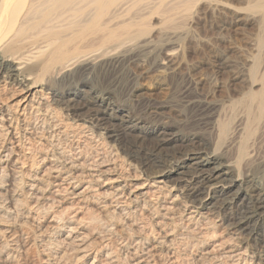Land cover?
Wrapping results in <instances>:
<instances>
[{"label":"rangeland","instance_id":"obj_1","mask_svg":"<svg viewBox=\"0 0 264 264\" xmlns=\"http://www.w3.org/2000/svg\"><path fill=\"white\" fill-rule=\"evenodd\" d=\"M125 19L136 21L118 29L126 42L112 38L88 74L81 64L44 77L34 69L38 111L12 118L6 106L19 95L10 98L9 83L0 90V264L260 263L264 240L232 236L229 210L182 211L186 174L164 176L173 187L166 200L178 199L168 213L161 206L152 211L142 200L114 213L91 191L80 205L75 194H51L54 187L46 181L55 172L46 180V168L70 160H96L110 170L103 178L129 173L139 184L157 170L188 164L193 152L213 158L211 166L224 165L239 182L252 179L264 188V0H137ZM6 38L0 36L4 55L21 51L14 41L21 37ZM79 94L104 100L107 108L99 115L105 128L76 117V131L51 135L54 125L65 123L57 106L56 115L47 109L49 100ZM192 104H207L205 119ZM34 176L43 182L36 179L32 190ZM103 178L98 183H107ZM85 181L79 179L74 193ZM232 238L246 260L222 255L221 242Z\"/></svg>","mask_w":264,"mask_h":264},{"label":"bare ground","instance_id":"obj_2","mask_svg":"<svg viewBox=\"0 0 264 264\" xmlns=\"http://www.w3.org/2000/svg\"><path fill=\"white\" fill-rule=\"evenodd\" d=\"M129 2L132 4L128 5ZM136 4L137 0H0V36L1 38L7 37L8 42L15 37H21L14 41L16 43L20 41L22 44L21 51L10 55H4L3 49L0 48V85L3 83L0 90L6 91V84L9 83V88L13 87L9 95L10 98L16 93L19 95L17 101L14 102L11 99L12 103L9 102L10 104L6 106L9 115L17 120L28 111H38L37 109L42 102L36 101L37 103L34 104L35 101H33L35 93L32 91L31 84L34 83V76L32 77L34 69L37 68L39 72H42V76L46 72H53L55 75L63 70H69L76 64H81L84 72L88 74L89 70L93 68L94 59L100 51L107 48V44L112 38H115L119 43L126 42V38L124 40L123 37L121 38L122 33L118 32V29L133 25L132 23L136 22L134 19V21L132 19L127 20L128 22L125 19L126 12H129L130 7ZM33 19L35 22L32 24ZM139 20L137 19L138 22ZM12 31H14L13 38H11ZM10 32L11 35L7 36ZM142 41L146 42V40ZM9 45L10 43L7 44V47ZM30 64L32 65L30 66ZM77 96L79 98L71 96L70 98L58 99L52 96L51 100L48 99L47 109L55 115L58 109L61 116H57L62 118L65 123L63 126L54 125L49 130L50 134L56 131L61 133L68 127L72 129V132L76 131L75 127L80 126L75 124L76 117L85 118V122L90 123L91 126L100 127V129L105 128L103 125H105L106 119L99 115L106 111L107 106H105L104 100L88 101L84 100L80 94ZM206 105L192 104L191 106L201 113V117L198 116L200 120L206 118L208 113ZM4 109L2 110L0 107V115H2L0 123H3L2 120L4 121L5 118L2 113ZM29 114L31 115V113ZM42 122L45 124L44 121ZM46 157H42L41 163H44ZM187 157L188 164L183 163L177 168H171L167 171L157 170L156 177L150 179V183L149 179H145L139 184L132 183L131 175L122 172L103 178L104 174L110 175V170L103 169L101 162L96 164V160L87 164L86 160H82L79 164H74V161L77 160H70L64 166L47 167L46 180L49 179L48 176L50 177L52 172L55 174L52 175L50 181H44L54 187L51 194L63 192L75 194L74 198L78 199L76 203L79 205L82 204L84 195L91 191L88 195L92 199L100 201L103 208L111 209L114 213L130 207V204L140 200L152 211H159L158 207L161 206L165 213H168L178 199L166 200L167 194L171 192L173 187L168 185L164 176L167 177L172 172L186 174L185 181L188 184L183 191L180 190L182 191L180 203L183 212L187 211L189 216H194L197 211L201 215L198 210L199 207L227 209L232 221L229 225L232 236L247 234L255 237V239L264 240V188L252 179L239 182L238 176L227 171L223 167L224 165L218 163L211 166L216 161L209 156H202L200 152L189 153ZM53 168L57 170H52ZM73 168L77 173L76 175L72 172ZM179 168H187L188 171L183 173L184 170L178 171ZM34 178V181L29 184V188L32 190L37 186L36 179L43 182L42 177L34 176ZM82 178L86 179L85 186L74 193L78 189L79 179ZM102 178L107 183H98ZM243 184H246L245 187ZM155 223L159 227L162 224L161 221H155ZM233 239L221 242L222 255L228 260H246L244 250L239 245L232 244ZM217 244L219 246L220 242L218 241ZM259 260H261L260 263L253 264H264V253L261 254Z\"/></svg>","mask_w":264,"mask_h":264}]
</instances>
